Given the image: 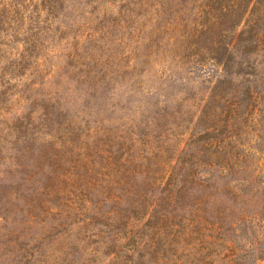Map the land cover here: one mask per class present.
<instances>
[{
	"label": "rangeland",
	"instance_id": "obj_1",
	"mask_svg": "<svg viewBox=\"0 0 264 264\" xmlns=\"http://www.w3.org/2000/svg\"><path fill=\"white\" fill-rule=\"evenodd\" d=\"M214 1L17 0L0 264H264V0Z\"/></svg>",
	"mask_w": 264,
	"mask_h": 264
},
{
	"label": "trees",
	"instance_id": "obj_2",
	"mask_svg": "<svg viewBox=\"0 0 264 264\" xmlns=\"http://www.w3.org/2000/svg\"><path fill=\"white\" fill-rule=\"evenodd\" d=\"M221 1L222 0H215L214 3H219L220 5L218 7H214V10H218L219 12H221ZM245 0H238V2L236 3V9H235V13H234V16L233 17H236L237 16V13L238 11L240 10V8L242 7L243 5V2ZM19 7V2H17V0H0V27H5V28H8V27H13V24L15 22V14L20 11V9L18 8ZM218 16H214L213 19L214 21L216 22L218 20L217 18ZM207 28V27H206ZM243 31H239L238 34H241ZM255 41L257 42V36L255 37ZM221 81H218L217 84H213V86L211 87V97H210V100L213 99L214 95L215 94V90L219 87V84H220ZM209 102L207 103V101L204 103V108L209 105ZM254 102V101H253ZM239 105L241 103H238ZM237 104L234 105L233 108H235L234 110H232L234 112V114H238L240 111H242V109L240 107H236ZM242 105V104H241ZM252 105V104H251ZM244 107V110L245 111H248V107H249V103H247ZM243 110V114H244V111ZM201 113H202V117H198L199 120H203V107H202V110H201ZM236 117V116H235ZM202 118V119H200ZM197 119V120H198ZM234 120H237V118H234ZM208 129V128H207ZM209 133V137H206L204 139L201 140V142L203 143V145H205L207 148H220L221 147V144L224 143L225 141V137L219 135L218 132H215V129L214 130H211L210 132H208V130L205 131L204 135ZM204 135H202V137H204ZM227 140H228V137L226 138V142L224 144H227ZM185 147H182L179 152H185ZM153 209L151 210L150 214H149V218H153ZM161 221H163V219H161ZM193 226V225H192ZM180 235L178 236L179 238L181 239H186L190 233H192V231L188 230V231H184V232H179ZM185 233V234H183ZM174 235V233H173ZM182 235H183V238H182ZM188 256L190 257V259L192 260V254H191V250L188 251ZM204 264H206L204 262Z\"/></svg>",
	"mask_w": 264,
	"mask_h": 264
}]
</instances>
